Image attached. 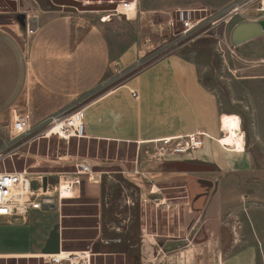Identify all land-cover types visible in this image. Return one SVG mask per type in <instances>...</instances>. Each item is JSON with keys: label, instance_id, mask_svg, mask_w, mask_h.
I'll return each mask as SVG.
<instances>
[{"label": "crops", "instance_id": "crops-1", "mask_svg": "<svg viewBox=\"0 0 264 264\" xmlns=\"http://www.w3.org/2000/svg\"><path fill=\"white\" fill-rule=\"evenodd\" d=\"M14 1L0 2H6L12 11L9 24L0 22V131L8 135L14 111L28 110L32 124L38 125L53 114L83 105L84 139L136 147L131 169L127 159L90 161L94 168L100 166L97 161L117 168V182L108 187L110 195L103 181L85 182L86 189L82 187L84 194L96 199L99 206L93 252L121 257L125 264H143L140 253L144 246L146 253L153 250V264H197L194 255L198 252L204 255L201 264H264V35L232 45L249 50L255 63L245 67L249 74L241 77L248 81L234 88L236 92H249L248 99L239 98L242 105H226L221 93L203 81L194 52L179 48L148 65L143 63L149 54L166 46L167 40L159 33L177 10L217 12L237 0L214 9L186 2L157 5L136 0L134 12L125 21L113 13L97 15L53 0ZM76 1L85 7L93 2ZM250 15L249 21L264 20L258 13ZM160 18L164 22L160 23ZM28 19L38 24L33 35L26 32ZM124 23L135 27V37ZM167 30L170 33L172 29L168 26ZM114 65H119L128 79L102 91L114 78ZM131 91H136L137 96ZM229 115L240 120L245 132L242 151L223 144V126ZM197 131L209 136L198 151L210 160L190 159L198 151L162 160L146 154L156 141ZM179 162L211 164L215 170L181 171L176 166ZM162 180L168 181L170 187L181 186L179 202L185 210L184 224H174L176 213L169 211L165 213L164 230L145 232V217L137 202L124 208L130 213L129 223L121 230L114 226L108 231L116 203L127 186L135 185L143 192L150 182ZM156 201L166 209L177 205L167 198ZM51 211H33L26 221L0 219V259L30 254L46 257L63 250L59 234L62 207L54 226ZM107 214L109 223L103 221ZM232 220L240 226H227L226 222ZM26 239L30 241L28 246L18 245Z\"/></svg>", "mask_w": 264, "mask_h": 264}, {"label": "rangeland", "instance_id": "rangeland-1", "mask_svg": "<svg viewBox=\"0 0 264 264\" xmlns=\"http://www.w3.org/2000/svg\"><path fill=\"white\" fill-rule=\"evenodd\" d=\"M93 1L91 5L86 6L87 9L94 11L97 15H106L112 13L110 10H113L115 3L120 0H90ZM229 0H146V3L149 4H180V3H189L193 6H209L211 8H218L223 6L225 2ZM259 4H253L245 9L241 14L235 15L232 19H227L218 23L217 25L213 22L219 17H223L228 13L229 7L221 11H209V12H199L195 11V19H207L203 22V26L200 30L192 32L190 34L182 35L181 31L183 30L182 24L177 20V14L174 13L173 22L174 26L170 33L167 30V27L163 25V29L159 35L167 40L166 46L161 48L160 51L149 54L144 64H150L158 57L163 54L170 52L176 48H182L184 52L192 53L194 52V57L199 63L201 69V76L203 81L209 85V87L215 90L216 93L220 92L222 97H224L225 104L230 103L231 105H242V102L239 101V98L248 99V91H234L235 87H239L240 83L248 81L243 80L241 77L248 75L249 70H246L245 67L255 65L251 61L249 50L245 51L242 48H234L231 43V32L233 28L240 22L249 21L252 16L250 14L258 13L259 15H264V12H258L257 7ZM81 9V8H80ZM256 9V11H255ZM212 10V9H211ZM116 18H120L125 21L126 16L122 14L113 13ZM132 15V14H130ZM210 18H207L209 17ZM12 20L9 13H0V22L4 24H9ZM160 23L164 22V19L160 18ZM169 22V21H168ZM167 22V24H168ZM125 28L128 33L135 37L137 30L133 25L125 24ZM120 27V26H119ZM116 30V28H115ZM167 32V33H166ZM206 32V33H205ZM249 47V46H245ZM133 73V72H131ZM121 79L113 78L112 82L105 86L102 91L109 90L120 85ZM235 95H238V98H235ZM83 105L73 108L72 112L76 109L82 108ZM244 108V107H243ZM238 122L241 125L240 120L234 116L229 115L225 119L223 126V132L225 124L227 122ZM5 130V129H4ZM225 136V133H224ZM8 135L6 131H0V147L7 141ZM221 146V145H220ZM228 146V144L226 145ZM26 152L22 156H14L12 159H7L4 164H2V169L8 171H22L27 170L31 173H42L50 174L57 173L63 170H70L71 168L66 165L63 167L64 162H60V157L70 155V158L73 157H82L89 161L91 159H96L99 161H111L115 158L127 159L129 168H133V158L135 156L136 147L134 145H120L118 143L108 142V141H99V140H89V139H78L71 138L69 141L59 139L54 136L48 139H42L37 143L31 145V147L25 149ZM153 151V150H151ZM202 151L191 155L190 159H198L199 157L210 160L207 156H202ZM97 161L96 164H100L97 168H94L98 171L109 172L112 177H115V167L105 165ZM95 165V164H94ZM113 167V168H112ZM204 175H211L210 173H205ZM108 173L103 176V186L108 187L110 181L108 179ZM151 180H153L151 178ZM52 181H55L52 178ZM157 186H153L155 183ZM151 186L143 190V192L138 190L137 186L130 184L127 186L126 191H124L123 196L120 201L116 203V209L114 210V215L112 223L108 225L107 229L110 231L114 229V226H120L117 230H121L126 223H129L130 213L124 212L125 207H133L137 202L141 205V215L144 216V230L145 232H153L155 230H164L165 224H167L165 213L169 211L176 213V219L173 221L174 224L180 225V222L184 224V207L182 202H179V199L182 196L181 186L173 184L170 187L168 181H153L150 182ZM86 189V185H83V189ZM85 191V190H84ZM152 191H156V194H153ZM82 191L80 197L76 199H65L62 203V214L63 220L61 222V227L59 226V234L61 238L62 249L64 251H80L95 248L92 247L94 239L96 237V227L98 221L100 220L97 216L99 206L96 199L86 196ZM107 194H111L110 189L106 191ZM143 193V196H142ZM156 198H167L169 202H176L177 205L171 204L170 208H163L158 205ZM179 202V203H178ZM110 203V202H108ZM110 206V204H109ZM177 206V207H176ZM106 208H109L106 206ZM176 210V211H175ZM164 212V213H163ZM169 212V213H170ZM51 225L57 223L58 219V209L51 211ZM164 217H163V216ZM109 216L107 214L104 217V222L108 221ZM21 221V220H20ZM120 222V224H119ZM236 220H232V223L226 222L227 226H240V223ZM173 224V223H171ZM192 224V220L189 225ZM2 230V229H0ZM106 241V239H105ZM30 244L29 240H24L18 245L28 246ZM8 245L9 244H5ZM153 250L148 249L146 253L145 246L143 251L141 249L140 259L143 264H153L154 255L152 254ZM92 261L93 264H125L121 257L113 258L111 256H102L99 253L93 252ZM212 251H210V257H213ZM197 264H201L204 255L202 252H198L194 255ZM0 264H45L44 257L39 258H4L0 259ZM130 264V261H129Z\"/></svg>", "mask_w": 264, "mask_h": 264}, {"label": "built area", "instance_id": "built-area-1", "mask_svg": "<svg viewBox=\"0 0 264 264\" xmlns=\"http://www.w3.org/2000/svg\"><path fill=\"white\" fill-rule=\"evenodd\" d=\"M3 1L7 0H0V2ZM135 1L120 0L115 3V7L110 11L128 17V11L134 9ZM259 3L260 6L258 5L257 11L264 12V0H237L229 6L228 13L216 19L213 24L217 25L227 20L226 17L228 16V19H232L235 15L241 14L249 6ZM0 13H12L6 2L0 4ZM194 13L195 11L190 9H179L176 11L177 20L183 27L181 31L182 35L200 30L203 22L207 20L195 19ZM207 18H210V16ZM168 26L173 29V20L168 22ZM37 28V22L34 19H28L26 22L27 34H35ZM177 49L179 47L174 50ZM138 64V66H141L140 62ZM112 72L114 78L121 79L120 84L128 79L124 77L125 73L119 65H114ZM131 92L133 96H137L136 91ZM85 127L83 107L72 112L53 114L46 121L38 125L32 124L31 113L28 110L13 112V120L8 129V139L0 147V219L26 221L33 211H48L53 209L60 211L65 199L80 197L85 182L101 184L103 176L106 173L109 175L108 179L110 183L117 182L109 172L95 170L89 160L79 156L72 159L70 155L60 157V160L65 161L62 166L66 167L68 165L71 169L57 173L42 174L31 173L27 170L8 171L2 169V164L7 159L24 155L26 148L31 147L32 144L42 139L49 140L54 136L66 141H69L71 138H84L86 136ZM222 133L224 135L223 131ZM207 137L209 136L203 131H197L188 135L166 137L156 141L153 151L147 150L146 154L155 159L162 160L165 156L195 153L204 146L205 138ZM135 172H137L136 169ZM52 178L55 181H52ZM124 191L126 190L124 189ZM116 240L119 241V239ZM109 242V240H106V243ZM61 254L62 250L47 254V257H44L45 264H93L92 257L94 254L92 249L74 252L65 251L64 256H60Z\"/></svg>", "mask_w": 264, "mask_h": 264}, {"label": "water", "instance_id": "water-1", "mask_svg": "<svg viewBox=\"0 0 264 264\" xmlns=\"http://www.w3.org/2000/svg\"><path fill=\"white\" fill-rule=\"evenodd\" d=\"M14 2L17 4L16 1ZM53 2L58 5L75 6L82 10H89L76 0H53ZM261 35H264V20L239 23L231 32V43L233 46H237ZM176 166L181 171L199 172L215 170L214 165L206 163L179 162ZM51 208L53 209V207Z\"/></svg>", "mask_w": 264, "mask_h": 264}, {"label": "bare ground", "instance_id": "bare-ground-1", "mask_svg": "<svg viewBox=\"0 0 264 264\" xmlns=\"http://www.w3.org/2000/svg\"><path fill=\"white\" fill-rule=\"evenodd\" d=\"M240 9V8H239ZM134 10L128 11V14H132ZM226 17V19H228ZM225 133V140L223 141V144L230 146L231 148H234L235 151H242L244 149L245 145V132L242 129L241 125L238 122H227L225 124L224 128ZM65 251L62 250V254L60 256H64ZM19 258H39L42 257L37 254H30V255H20ZM47 257V256H46ZM57 257V256H56Z\"/></svg>", "mask_w": 264, "mask_h": 264}]
</instances>
